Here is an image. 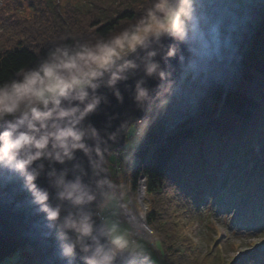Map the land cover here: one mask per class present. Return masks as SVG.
<instances>
[{
    "label": "trees",
    "instance_id": "1",
    "mask_svg": "<svg viewBox=\"0 0 264 264\" xmlns=\"http://www.w3.org/2000/svg\"><path fill=\"white\" fill-rule=\"evenodd\" d=\"M29 1L27 16L23 0L0 6V83L60 44L107 38L133 22L147 2ZM226 1L241 20L226 57L208 71L198 110L172 130L164 129L159 113L132 173L136 179L144 165L151 200L146 218L162 250L155 264L212 263L177 223L182 212L201 222L223 213L239 228L264 233V0H247L242 7ZM18 251L29 261L15 263L40 261L29 246ZM240 264H264V251Z\"/></svg>",
    "mask_w": 264,
    "mask_h": 264
},
{
    "label": "clouds",
    "instance_id": "2",
    "mask_svg": "<svg viewBox=\"0 0 264 264\" xmlns=\"http://www.w3.org/2000/svg\"><path fill=\"white\" fill-rule=\"evenodd\" d=\"M199 6L200 0H147L133 22L107 38L60 44L34 66L0 83V170L22 180L47 226L56 229L60 256L68 264H75L77 256L83 264H118L125 254L140 256L143 249L110 218L101 217L96 224L93 213L85 209L97 195L82 176L68 180L67 171L53 168L47 175L57 199L77 210L62 215V204L53 205L51 193L37 184L45 171L43 161L64 165L83 152L96 172L93 154L103 160L107 140L85 121L107 103V97L99 94L102 87L112 89L122 103L117 85L128 81L141 65L144 77L157 81V88L154 92L145 86V79L138 80L134 103L145 113H151L153 106L165 109L175 94V82L164 65L178 56L182 60L183 48L206 56L215 41L201 28ZM151 123L147 115L135 124L124 122L108 134V140L115 142L130 128L142 139ZM105 185L111 182L97 181L98 188Z\"/></svg>",
    "mask_w": 264,
    "mask_h": 264
},
{
    "label": "water",
    "instance_id": "3",
    "mask_svg": "<svg viewBox=\"0 0 264 264\" xmlns=\"http://www.w3.org/2000/svg\"><path fill=\"white\" fill-rule=\"evenodd\" d=\"M165 43L170 44L171 42L165 41ZM181 55L183 57L182 60L178 56L164 65L166 70L172 73L175 86L182 73L186 70L193 52L188 48H183ZM161 63L164 62L161 61ZM129 75L128 81L117 85L123 96V102L121 103L117 100L112 89L102 87L99 90V94L107 97V103H102L97 112L85 121V125L91 124L95 126L99 130L100 135L107 140V151L103 153V160L93 154L98 164L96 172L93 171L88 157L83 152H77L76 159L64 165L58 163L49 164L48 161H43L45 171L41 174L37 184L40 188L47 189L51 193V203L53 205L62 204V215H67L69 212H76L77 210L69 203L61 202L57 199L56 189L51 186V181L47 175L53 168L57 172L67 171L68 180H73L76 176H82L83 182L89 185L97 195L96 202L89 205L85 210L93 213V218L97 225L101 223L98 211L106 200V196L112 190L111 176L106 159L113 150L121 149L124 146L129 129L120 132L115 142L108 140V134L116 132L124 122H128L130 125L135 124L138 119L145 117L147 114L140 111L134 103V90L138 80L145 79V86L152 88L154 92L157 88V81L144 77L142 65L139 71ZM89 143L92 142L89 141ZM76 165H79L83 171L77 169ZM85 172L87 173L86 175H84ZM100 179H108L111 185L98 188L97 181ZM25 246L34 249L38 258L44 264H68V261L60 256L56 229L47 226L44 214L39 213L37 207L32 204V197L23 188L22 180L7 171L0 170V264L7 257ZM75 264H83L79 256H77ZM118 264H154V262L148 254L142 253L140 256L125 254Z\"/></svg>",
    "mask_w": 264,
    "mask_h": 264
},
{
    "label": "built area",
    "instance_id": "4",
    "mask_svg": "<svg viewBox=\"0 0 264 264\" xmlns=\"http://www.w3.org/2000/svg\"><path fill=\"white\" fill-rule=\"evenodd\" d=\"M198 12L201 16L202 30L206 34H212L215 37V41L208 55L198 57L194 54L195 61L192 60V62L188 64V69L186 68L188 72L185 79L182 80L184 83L181 82V86L179 87L181 89L182 86H185L184 91L186 95H183L182 92L180 93V89L176 90V94H174L169 105L164 109L161 123L165 130L176 128L198 110L199 104L197 101L199 90H203L202 81L207 79V76H204V74H208V69L205 70L198 63L202 61L210 67L212 63L214 65L218 61L223 60L228 53L234 33L240 22V16L226 0H200ZM196 59L199 61L196 62ZM159 110L160 109L153 107V111L148 113L147 117L153 122L155 120L154 116H157ZM134 132H136L135 128ZM144 137L142 139L137 137V141H134L131 136H128V144L126 143L123 149L113 150L108 155L109 170L113 186L112 194L117 200L115 207L117 216L121 221L130 225V236L133 240L142 238L153 248L156 246V232L148 224L146 218L148 210V191L147 176L143 170L144 165L142 164L140 166L141 170L136 179L131 174L134 159L130 154L140 149L141 146L139 145L143 142ZM137 142H139L138 145L136 144ZM147 159L145 162H147ZM119 174L122 176L120 175L117 178L116 176ZM133 193L137 194L140 198L139 203L141 206L137 205V202L134 201L132 197ZM136 216L142 219L137 221L144 225L146 228L145 232L141 231L139 226H135L138 225L135 223ZM157 250H155L156 253H158ZM22 260L29 261L27 257H24ZM32 263L43 264L38 260H33Z\"/></svg>",
    "mask_w": 264,
    "mask_h": 264
},
{
    "label": "rangeland",
    "instance_id": "5",
    "mask_svg": "<svg viewBox=\"0 0 264 264\" xmlns=\"http://www.w3.org/2000/svg\"><path fill=\"white\" fill-rule=\"evenodd\" d=\"M62 1H68V0H62ZM75 5H84L88 2V0H69ZM247 0H236V6L242 7L245 5ZM3 0H0V6H2ZM30 4L29 0L24 1L21 5L22 14L27 16L29 15V9L28 6ZM1 28V27H0ZM188 69V68H187ZM188 71L183 72L184 75L187 74ZM186 77V76H185ZM198 102V101H197ZM159 113L163 117L164 109H160ZM134 133V128H130L128 135H132ZM108 156L107 159L108 160ZM109 162H107V165ZM138 164V160L136 158L133 161L132 165V172L134 171L136 165ZM121 174L117 175L118 178ZM122 176V175H121ZM123 181V180H122ZM112 192V191H111ZM108 196L111 197V199H107L104 201L102 205H104L103 208L100 207L98 211L99 217H106L110 218L114 222H117L121 228L128 231L130 236V229L129 224L126 222H123L119 219L117 216V212L115 211V207L117 204V200L114 197L112 193H110ZM132 197L134 198V201L137 202V205L141 206L139 203V197L137 194L133 193ZM148 210L149 206L151 204L150 197L148 195ZM205 207V210L207 211V206ZM147 210V212H148ZM205 213H208L205 212ZM189 216V217H188ZM206 219L201 222L199 219H197L195 216H190L187 212H182L179 215L178 224L183 225V231L184 233H187L190 235L197 243L198 248L200 252L203 254L209 256L210 259H212L210 264H237L238 262H244L246 260L241 261L242 257H247V259L250 256H255L259 251H264V233L258 232L254 233L252 230H248L247 228L242 229L239 228L236 224H233L234 220H232V217L225 216V214H220L218 217H213L209 222L207 221L208 215L204 216ZM155 230V229H154ZM156 232V246L152 248V246L147 243L144 239L139 238L137 240H133V238L130 239L133 240L135 243H137L142 249L143 253L148 254L152 260L153 257L156 256L157 258H161L162 256V250L159 247V235ZM222 242V245H220V248L218 249L216 247L219 243ZM158 249V250H157ZM158 253H156V251ZM21 253L20 251H17L13 253L11 256L7 257L1 264H14L17 261H20L21 259ZM216 260V261H215ZM154 262V261H153ZM155 264V263H154Z\"/></svg>",
    "mask_w": 264,
    "mask_h": 264
},
{
    "label": "bare ground",
    "instance_id": "6",
    "mask_svg": "<svg viewBox=\"0 0 264 264\" xmlns=\"http://www.w3.org/2000/svg\"><path fill=\"white\" fill-rule=\"evenodd\" d=\"M236 33V32H235ZM235 33H234V36H235ZM234 38V37H233ZM195 55H194V53H193V56H192V58H191V60L189 61V63H191L192 62V60H194L195 61V57H194ZM199 60H197L196 59V62H198ZM202 68H204L205 70L206 69H208L207 71H209L211 68H212V66H213V63L211 64V66L209 67L205 62H199L198 63ZM186 71V70H185ZM184 71V72H185ZM185 76L186 75H184V73H182V75H181V77H180V79H179V81H178V83H177V85L175 86V94H176V90H179L180 88V86H181V82H182V80H184L185 79ZM204 76H207L208 77V74L207 73H205L204 74ZM207 79H205L204 81H202V84L206 81ZM182 83H184V82H182ZM178 87V88H177ZM185 87V86H184ZM183 86L181 87V89L179 90L180 91V93L182 92V94L183 95H186V93H185V91H184V88ZM200 92L199 93H201V92H203V91H201V90H199ZM179 93V92H178ZM155 107V106H154ZM148 114V113H147ZM146 114V115H147ZM159 114V113H158ZM157 114V115H158ZM145 115V116H146ZM154 117H157L156 115L154 116ZM156 119V118H155ZM161 120H162V117H161ZM129 132V131H128ZM128 134H127V137H126V140H125V143H124V146L121 148V149H123L124 147H125V144L127 143L128 144ZM133 139H134V141H137V136H136V132H134L132 135H130ZM145 138V137H144ZM144 140V139H143ZM143 143V142H142ZM142 143L139 145V146H141L142 147ZM137 145L139 144V142H137L136 143ZM141 147H140V149H141ZM140 149L139 150H137V151H135L133 154H130V156L133 158V159H135L136 158V160H138V164L139 163H141V160H139V158H140ZM144 161H146V158H145V160ZM112 189H113V186H112ZM112 191V190H111ZM142 218H143V216H142ZM137 220H142V219H140V217L139 216H136L135 217V223H137L138 225H135V226H139V228L141 229V231H143V232H145L146 231V228L144 227V225L142 224V223H140V222H138ZM130 232V231H129ZM21 260V262H23V263H25L22 259H20Z\"/></svg>",
    "mask_w": 264,
    "mask_h": 264
},
{
    "label": "snow or ice",
    "instance_id": "7",
    "mask_svg": "<svg viewBox=\"0 0 264 264\" xmlns=\"http://www.w3.org/2000/svg\"><path fill=\"white\" fill-rule=\"evenodd\" d=\"M246 259H247V257H242L241 261L246 260ZM238 264H240V262H238Z\"/></svg>",
    "mask_w": 264,
    "mask_h": 264
}]
</instances>
